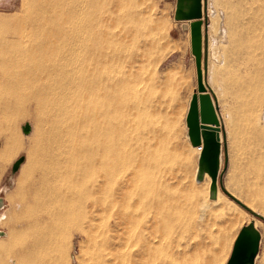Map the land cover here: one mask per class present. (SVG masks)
I'll return each instance as SVG.
<instances>
[{"label": "rangeland", "instance_id": "374dc122", "mask_svg": "<svg viewBox=\"0 0 264 264\" xmlns=\"http://www.w3.org/2000/svg\"><path fill=\"white\" fill-rule=\"evenodd\" d=\"M35 1L11 0L0 8L1 26H12L5 29L7 33L0 29V35L22 36L23 49L31 48L39 36L25 27ZM123 4L125 10L140 14L137 39L124 42L123 63L100 70L101 75L114 71L122 82L117 81L115 125L126 132L119 133L116 141L122 148L120 159H128L122 162L129 169L111 177L105 174L108 164L86 171L84 232H73V242L65 244L68 264H153L150 257L139 260L137 252L154 223L174 227L168 241L178 246L174 249L178 257L185 255L178 263L227 264L242 227L252 224L257 231V217L221 189L217 199H208L203 184L196 183L198 152L187 145L185 116L194 92L199 88L213 92L222 128L220 173L225 191L256 213L258 203L264 212V0H206L205 8L202 0L201 14L188 19L176 16L177 0H123ZM195 21L201 26L200 56L191 42ZM107 27L104 31L114 34L120 30L115 22ZM65 50L61 44L40 57L60 59ZM80 58L76 49L63 59ZM0 115V160L5 140L16 152L0 161V232L6 233L0 244L6 246L7 226L22 214L18 183L31 164L39 165L34 160H40L43 152L37 149L42 137L35 120H22L19 112V117L11 114L18 117L15 120ZM19 158L22 163L12 171ZM153 204L159 206L158 213ZM130 214L133 223L127 222ZM263 253L253 264H259ZM12 258L0 249V264H15Z\"/></svg>", "mask_w": 264, "mask_h": 264}, {"label": "bare ground", "instance_id": "6f19581e", "mask_svg": "<svg viewBox=\"0 0 264 264\" xmlns=\"http://www.w3.org/2000/svg\"><path fill=\"white\" fill-rule=\"evenodd\" d=\"M125 8L123 0H36L26 15L29 18L25 27L39 33L31 48L21 47L19 39L22 36L0 35V113L6 118L19 112L21 119L35 120L36 132L39 138L42 137L36 145L43 152L39 156L40 163L34 160L39 165L31 164L18 183L22 214L16 217V221L13 219L14 224L6 225L9 227L8 244H0L5 255L16 258L15 264H68L65 244L73 242V232H84L86 171L99 164H108L105 174L111 177L129 169L122 162L127 158L120 159L119 150L122 148L116 141L119 133L126 132L122 131L123 127L118 129L115 125L118 119L116 89L122 82L119 84L114 71L101 75L100 70L103 66L123 63L125 58L121 54L127 43L124 42L129 38L132 41L137 39L136 15L140 14H132ZM201 11L202 0H177L176 16L179 18H192ZM109 22L120 27L117 34L104 31ZM4 25L0 24V29L11 30V24ZM191 33L192 47L200 56L199 21L191 23ZM61 44L67 48L65 53L61 52L62 58L40 57L56 51ZM76 49L81 54L80 60L70 62L63 59ZM4 144L2 153L5 156L0 161L16 154L9 148L7 140ZM194 150L198 152L196 148ZM151 207L159 212L157 204ZM134 220V215L130 214L127 222L133 223ZM173 230L169 224L162 227L158 223L151 225L138 249V259L150 257L153 264H180L177 259H183L184 253L183 257H178L174 250L178 246L168 241ZM241 230L237 238L242 233L241 239H249L234 247L236 238L232 249L234 264L241 263L244 255L248 256L257 249V231L253 225ZM68 231H71L70 235ZM5 234L0 232V238ZM261 255L259 264H264V253Z\"/></svg>", "mask_w": 264, "mask_h": 264}, {"label": "water", "instance_id": "95a60500", "mask_svg": "<svg viewBox=\"0 0 264 264\" xmlns=\"http://www.w3.org/2000/svg\"><path fill=\"white\" fill-rule=\"evenodd\" d=\"M203 3L205 8L206 0H203ZM195 17H198V15ZM185 124L187 128V137L191 146L195 148L202 145V151L200 152L197 161L195 181L196 183H201L203 181L204 175H207L211 180L209 188V199L215 200L217 196V178L219 177V175L222 176L223 174L219 173L220 154L221 148L223 146V144L221 145V141L223 142V139L221 140L220 136V134L222 133V128L216 98L210 89L205 90L203 88H199L197 92H194L191 95L187 113L185 116ZM22 161L23 158H19L17 161H15L12 166V171H16ZM225 168L226 166H224V169ZM221 190L245 211L250 213L252 216L261 219V217H259L256 212L252 211L250 208L242 204L230 193L225 191L223 188H221ZM1 205L2 202L0 201V206ZM262 221L264 223L263 219ZM241 234L242 233H240L239 237L237 238L234 247H237L239 244L244 243L247 241V239H249L247 237L241 239ZM258 241L259 234L257 233V244ZM257 249L253 253H250L248 256L244 255V257H242L243 260L239 264H253L254 258L257 254ZM232 253L230 256V261L227 264H234V262H232L234 258V255ZM239 259H241V257H239Z\"/></svg>", "mask_w": 264, "mask_h": 264}, {"label": "crops", "instance_id": "0c3cea01", "mask_svg": "<svg viewBox=\"0 0 264 264\" xmlns=\"http://www.w3.org/2000/svg\"><path fill=\"white\" fill-rule=\"evenodd\" d=\"M11 0H0V8L3 7V6H6L9 4ZM186 135H187V132H186ZM223 144V143H222ZM187 145L189 146V148L191 150H194L195 148L191 146L190 142H189V139L187 137ZM224 148H225V144H224ZM222 153H223V146L221 148V154H220V169H219V173L221 171V164H222ZM200 154V153H199ZM199 154H197V160H196V171L197 172V161H198V156ZM196 176V175H195ZM210 183H211V180L210 178L207 176V175H204L203 177V181L199 184H203V189H205V192H207V196H208V199H209V188H210ZM216 185H217V195L219 193V189L224 188V184H223V181H222V176L219 175V177L217 178V182H216ZM222 191V190H221ZM216 199H217V196H216ZM257 215L259 217H261V219L257 218V233L259 234V241H258V249H257V258H258V254L261 250H264V223L262 221V219L264 220V212L262 209H258V203H257ZM263 224V228L261 229L258 224Z\"/></svg>", "mask_w": 264, "mask_h": 264}, {"label": "built area", "instance_id": "2783aa9c", "mask_svg": "<svg viewBox=\"0 0 264 264\" xmlns=\"http://www.w3.org/2000/svg\"><path fill=\"white\" fill-rule=\"evenodd\" d=\"M195 148L198 150L199 153L202 151V145L195 147Z\"/></svg>", "mask_w": 264, "mask_h": 264}]
</instances>
